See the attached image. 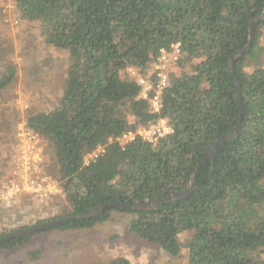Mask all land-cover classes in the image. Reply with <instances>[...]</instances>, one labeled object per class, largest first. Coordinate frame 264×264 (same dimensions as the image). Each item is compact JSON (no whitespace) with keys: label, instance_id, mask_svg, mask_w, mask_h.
Segmentation results:
<instances>
[{"label":"trees","instance_id":"16d2710c","mask_svg":"<svg viewBox=\"0 0 264 264\" xmlns=\"http://www.w3.org/2000/svg\"><path fill=\"white\" fill-rule=\"evenodd\" d=\"M12 1L20 20L37 24L38 41L66 50L68 61L54 105L27 119L47 143L43 167L61 193L39 207L30 203V222L1 229L0 237L108 201L136 204L180 190L206 150L236 124L237 91L228 57L246 44L251 18L264 9V0ZM174 43L181 52L166 64L161 108L153 111L152 64L161 48L170 50ZM263 51L264 20L259 19L250 48L233 60L241 128L198 168L192 193L150 210L107 208L98 217L64 221L39 232L86 229L112 212L132 213L129 229L136 244H154L172 257H179L184 247V264H264ZM0 65L2 93L19 70L7 56ZM139 78L153 85L146 98ZM3 99L0 132L5 135L4 128L12 131L16 112L5 114ZM162 118L173 132L155 144L137 137L121 146L116 140ZM99 146L102 151L86 164L85 157ZM183 232L188 234L181 240ZM33 234L1 242L0 250L21 246ZM94 264L132 263L117 255Z\"/></svg>","mask_w":264,"mask_h":264},{"label":"rangeland","instance_id":"374dc122","mask_svg":"<svg viewBox=\"0 0 264 264\" xmlns=\"http://www.w3.org/2000/svg\"><path fill=\"white\" fill-rule=\"evenodd\" d=\"M36 26L35 22L18 18L12 0H0V64L2 57L7 56L19 70L15 80L0 93V102L6 97L5 114L13 109L16 112L12 131L4 128L5 135L0 132V182L8 177L13 165L16 122L27 120L33 112L50 109L62 91L66 76L67 51L39 42ZM35 65L32 74L26 76L24 72ZM259 65H264V51ZM18 99H21L19 103ZM41 141L47 159V143L42 137ZM30 203L40 206L25 195L10 206L0 205V230L29 223L26 214L31 211ZM133 217L132 213L112 212L105 221L86 229L37 232L21 246L0 250V264H94L117 255L127 256L132 264H184L187 254L184 247L179 257H172L154 244H136L129 229ZM187 234L183 232L181 240Z\"/></svg>","mask_w":264,"mask_h":264},{"label":"built area","instance_id":"2783aa9c","mask_svg":"<svg viewBox=\"0 0 264 264\" xmlns=\"http://www.w3.org/2000/svg\"><path fill=\"white\" fill-rule=\"evenodd\" d=\"M9 6H12V4ZM170 48V50L161 48L152 64L151 70L154 74L155 87L154 95L149 98V101L153 111H158L161 108L160 93L168 81L166 64L169 60L175 62L181 52L179 43L171 44ZM128 72L136 75L133 68H128ZM138 81L143 86L141 95L146 98L153 85L145 82L142 78H139ZM20 101L21 99H18L17 103ZM172 132V126L168 124L165 118H162L157 123L139 127L135 131H127L117 137L116 140L121 146L137 137L155 144L159 138ZM14 138L15 142L12 145V150H14L13 165L8 177L0 182V205L10 206L15 200H19L22 195L34 200L37 204L46 203L54 195L61 193V190L57 180H54L44 170L45 145L41 141L40 135L30 128L27 120L23 119L16 122ZM102 149L99 146L89 153L85 157V163L88 164L89 159L96 157Z\"/></svg>","mask_w":264,"mask_h":264},{"label":"water","instance_id":"95a60500","mask_svg":"<svg viewBox=\"0 0 264 264\" xmlns=\"http://www.w3.org/2000/svg\"><path fill=\"white\" fill-rule=\"evenodd\" d=\"M258 11H260V10H258ZM259 19L264 20V9L258 15L251 18L249 28H248V38H247L246 44L243 47L231 52L229 57H228V64L230 65V73L232 75L233 83H234L235 89L237 91V100L236 101H237V109H238V119L236 121V124L234 125L233 128L228 129L226 133H224L214 144H212L206 150L205 154L203 155V159L201 160V162L198 165V168L201 165H203L207 160L211 159L213 157V155L219 149H221L227 141L234 138L241 128L242 103H241V98H240V93H239L240 85H239L238 79L235 76L234 61L233 60L235 57L244 54L250 48L251 40L253 37L254 25H255L256 21ZM198 168L195 169V171L193 172L189 182L187 183V185L184 188L177 190V191H174L171 189L166 190L165 193H167V194H165V195L161 194L154 200L148 199V200H145L144 202H139L136 204H128V203L121 201V200L108 201V202L100 204L97 207H95L94 209H91V210L86 211V212H79L77 214L48 220V221L36 224L34 226L27 227V228L22 229V230H17V231H13L11 233L5 234L2 237H0V243L7 241V240H10V239L15 238V237L31 235L35 232L42 231V230L47 229L51 226L60 224L61 222H64V221H69V220H73V219H82L85 217H89V218L90 217H98L107 208H118L121 210L126 209V210H131V211L150 210V209H153V208H156V207L162 205L164 202H173L175 200L185 198L190 193H192L195 190V188L197 187V186H195L194 183H195V178L197 175ZM200 189H204V187H201Z\"/></svg>","mask_w":264,"mask_h":264}]
</instances>
